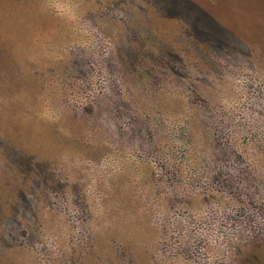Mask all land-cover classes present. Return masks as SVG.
<instances>
[{
    "label": "rangeland",
    "instance_id": "374dc122",
    "mask_svg": "<svg viewBox=\"0 0 264 264\" xmlns=\"http://www.w3.org/2000/svg\"><path fill=\"white\" fill-rule=\"evenodd\" d=\"M243 1L0 16V264H264V0Z\"/></svg>",
    "mask_w": 264,
    "mask_h": 264
},
{
    "label": "trees",
    "instance_id": "16d2710c",
    "mask_svg": "<svg viewBox=\"0 0 264 264\" xmlns=\"http://www.w3.org/2000/svg\"><path fill=\"white\" fill-rule=\"evenodd\" d=\"M33 1V0H0V16H4L3 19L6 18L5 22L7 21V23H10L8 25H5V27H10L11 28V24L13 22V20H15V22H17L18 20H20L21 17H23V10H24V6H29V3ZM235 1V0H234ZM237 1H242V0H237ZM249 1H253L254 3H260L263 0H244L243 2H249ZM31 13V12H30ZM29 14V13H28ZM32 17V16H31ZM1 22V19H0ZM3 30H7L6 28H2ZM4 40H6V43L3 42V38ZM0 36V50L3 49V46L7 47L8 49L12 50L14 47V41H12L10 38L11 36ZM9 174H5L4 178L2 181H7L8 183L6 184L7 188L6 191L8 193L7 197L8 201H10L13 195H14V188L13 187H9L10 186V181H13L12 179V175ZM9 175V176H7ZM14 177V176H13ZM0 181V183L2 182ZM14 182V181H13ZM15 201V200H14ZM18 201V199L16 200ZM13 204L11 203V206ZM16 205V202H14V206ZM11 212H9L8 214H10ZM1 230V227H0ZM4 231V230H3ZM2 233V231H1ZM262 255H264V249L262 250Z\"/></svg>",
    "mask_w": 264,
    "mask_h": 264
}]
</instances>
